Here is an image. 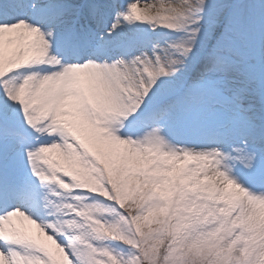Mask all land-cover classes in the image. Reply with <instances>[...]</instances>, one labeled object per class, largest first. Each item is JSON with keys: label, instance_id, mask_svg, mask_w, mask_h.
<instances>
[{"label": "snow or ice", "instance_id": "snow-or-ice-1", "mask_svg": "<svg viewBox=\"0 0 264 264\" xmlns=\"http://www.w3.org/2000/svg\"><path fill=\"white\" fill-rule=\"evenodd\" d=\"M0 264H264V0H0Z\"/></svg>", "mask_w": 264, "mask_h": 264}]
</instances>
